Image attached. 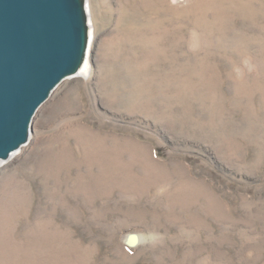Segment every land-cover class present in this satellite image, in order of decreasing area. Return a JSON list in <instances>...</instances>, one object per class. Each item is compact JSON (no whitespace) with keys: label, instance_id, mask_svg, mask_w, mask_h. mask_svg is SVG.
Listing matches in <instances>:
<instances>
[{"label":"rangeland","instance_id":"374dc122","mask_svg":"<svg viewBox=\"0 0 264 264\" xmlns=\"http://www.w3.org/2000/svg\"><path fill=\"white\" fill-rule=\"evenodd\" d=\"M85 74L0 164V264H264V0H87Z\"/></svg>","mask_w":264,"mask_h":264},{"label":"water","instance_id":"95a60500","mask_svg":"<svg viewBox=\"0 0 264 264\" xmlns=\"http://www.w3.org/2000/svg\"><path fill=\"white\" fill-rule=\"evenodd\" d=\"M89 47L87 0H0V163L29 143L37 112Z\"/></svg>","mask_w":264,"mask_h":264},{"label":"bare ground","instance_id":"6f19581e","mask_svg":"<svg viewBox=\"0 0 264 264\" xmlns=\"http://www.w3.org/2000/svg\"><path fill=\"white\" fill-rule=\"evenodd\" d=\"M90 46H91V32H90ZM89 52H90V47H89V50H88V53H87V56H86V60H85L83 66H82V68H81V70H80V72H79V74H78L77 76H81V75L85 74L86 71L88 70V67H89L88 54H89ZM77 76H75V77H77ZM68 79H69V78H68ZM66 80H67V79H66ZM14 155H16V153H15ZM14 155H13V156H14ZM13 156H12L11 158H13ZM11 158H10V159H11ZM1 163H2V162H1ZM1 163H0V164H1Z\"/></svg>","mask_w":264,"mask_h":264}]
</instances>
